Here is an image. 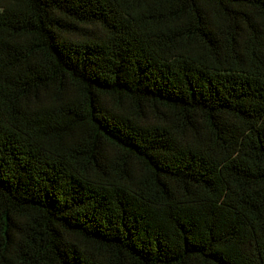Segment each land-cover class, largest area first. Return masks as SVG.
Masks as SVG:
<instances>
[{
	"label": "trees",
	"instance_id": "1",
	"mask_svg": "<svg viewBox=\"0 0 264 264\" xmlns=\"http://www.w3.org/2000/svg\"><path fill=\"white\" fill-rule=\"evenodd\" d=\"M0 264H264V0H0Z\"/></svg>",
	"mask_w": 264,
	"mask_h": 264
}]
</instances>
